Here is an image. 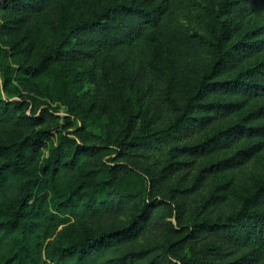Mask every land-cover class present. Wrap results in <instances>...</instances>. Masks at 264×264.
<instances>
[{
  "label": "trees",
  "instance_id": "16d2710c",
  "mask_svg": "<svg viewBox=\"0 0 264 264\" xmlns=\"http://www.w3.org/2000/svg\"><path fill=\"white\" fill-rule=\"evenodd\" d=\"M0 44V264H264V181L205 185L264 149V0H0ZM56 67L61 117L18 90Z\"/></svg>",
  "mask_w": 264,
  "mask_h": 264
},
{
  "label": "rangeland",
  "instance_id": "374dc122",
  "mask_svg": "<svg viewBox=\"0 0 264 264\" xmlns=\"http://www.w3.org/2000/svg\"><path fill=\"white\" fill-rule=\"evenodd\" d=\"M0 47L7 51L8 48L5 45L0 44ZM9 61L8 56L6 58ZM10 65V64H9ZM11 66V65H10ZM52 82L47 85L46 81H32L27 82L26 85L28 88H23L18 84L19 93L23 96L31 98L34 100L33 109L40 110L44 107H50L59 110L58 114L61 116L66 115V107L63 104V100H65L69 95V79H65V71L56 67L51 72ZM34 82V83H33ZM33 83V84H32ZM0 99H9L10 101L18 100L17 90L14 88H10L9 90L3 85V78L1 76L0 70ZM86 104V103H85ZM258 106L252 107L250 110L257 108ZM88 108V107H86ZM90 114L85 120L84 117ZM95 112L87 111L83 116V122L87 128V131L91 133H97L99 131L100 124L94 116ZM81 121V120H80ZM76 121L69 130L74 129V126L78 127L82 125V122ZM54 133V132H53ZM207 135V134H203ZM237 149L234 148L231 151L226 152H212L205 154L203 156L190 158L188 162L190 164L187 166L188 169L181 172L182 177H184V182L189 180L192 175L197 174L201 169L210 167L216 164L218 161H223L224 159H228L233 157V159H237ZM43 155L46 156V149L43 150ZM241 163L233 164L235 167L225 168L223 170H219V172L214 173L213 175H207L205 185L212 186L214 189V194L216 195H226L230 198L236 197L233 203H228L225 200L222 203V206L217 208L219 213L228 214L234 211L237 208V198L244 194V192L254 184L262 183L264 181V149L259 153L255 154L252 158L243 161L239 160ZM215 167H210V170H214Z\"/></svg>",
  "mask_w": 264,
  "mask_h": 264
}]
</instances>
